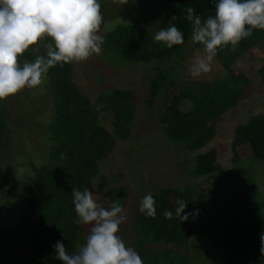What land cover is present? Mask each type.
I'll return each mask as SVG.
<instances>
[{
  "label": "trees",
  "instance_id": "trees-1",
  "mask_svg": "<svg viewBox=\"0 0 264 264\" xmlns=\"http://www.w3.org/2000/svg\"><path fill=\"white\" fill-rule=\"evenodd\" d=\"M155 1L163 16L161 25L167 27L170 18L173 15L177 17L171 23L184 33L183 44L168 49L154 42L155 34L149 29L129 23L105 32L102 48L110 58L128 65L155 63V72L148 79L146 103L153 108L158 97L163 95L165 105L158 117L161 131L167 139L185 146L190 152L200 151L213 138L211 123L220 113L237 108L243 101L248 80L243 74L235 73L230 68L262 44L264 30H253L250 38L241 40L236 51L225 49L218 53L214 60L227 68V75L223 78L212 84L200 83L196 91L185 88L176 91L173 89L175 82L169 80L176 64H171L166 70L163 64L173 61L174 56L191 39V24L186 20L184 10L192 7L197 15L206 18L214 15V4L212 0ZM195 46L202 51L200 45ZM72 71L73 64L67 63L63 67L57 65L47 73L49 92L54 102L48 126L51 136V148L47 150L48 162L37 168L31 166L36 181L25 197L21 209L22 222L0 228V264H61L59 260L53 259V246L57 240L63 241L70 254L77 251V244L85 228L74 223L76 214L72 203V189L90 190L99 176L101 160L110 154L117 142L129 138L127 128L134 112L133 91L108 90L92 104L87 96L76 89L71 80ZM258 73L264 84V65ZM186 102L191 104V109L183 112L182 106ZM6 110L0 101V145L4 147L7 144L4 133L8 129ZM104 111H109L112 115L110 130L99 122L98 114ZM231 146L233 161L237 159V149L241 148L249 151V158L264 163V116L249 121L247 126H236ZM101 147L104 149L103 156L94 157L89 153L90 150L95 151ZM76 155L88 158L87 167L81 170V176L72 173L68 164ZM194 162L193 177L212 179L216 176L218 171L215 167L214 150L197 154ZM67 173L69 176L65 178ZM199 191L198 185L185 184L181 188L151 192L156 200L155 218L146 217L137 209L132 230L137 239L136 251L140 256L141 248L152 249L153 252L152 257H146L145 264H152L151 261L148 263L151 258L153 261L154 258L158 259L160 264H193L186 253L180 255L176 249L179 246L187 248L190 235L213 211V206H208L198 196ZM122 195L123 191L112 195L110 201ZM170 195L174 196L173 203L168 201ZM178 199L187 202L185 212L181 215L194 213V216L183 223L177 218L165 219L163 215L168 210L175 217ZM216 201L222 203V198L217 197ZM224 210L226 213L220 229L210 235L211 244L220 255L218 262L214 264H254L247 257L249 253L260 250V237L264 231L258 203L248 192H235ZM156 245L158 248L154 247Z\"/></svg>",
  "mask_w": 264,
  "mask_h": 264
},
{
  "label": "rangeland",
  "instance_id": "rangeland-1",
  "mask_svg": "<svg viewBox=\"0 0 264 264\" xmlns=\"http://www.w3.org/2000/svg\"><path fill=\"white\" fill-rule=\"evenodd\" d=\"M99 3L103 16L100 29L102 36L105 32L129 23L144 26L153 34L165 27L161 25L163 16L155 0H129L124 6L113 4L112 0H99ZM47 41L44 37L37 45L30 46L24 53L26 56L18 58V64L22 66L25 62L34 61L37 55L46 54ZM34 47H38L39 52H33L31 49ZM179 52L173 61L163 64L165 70L176 64L169 78L175 82L173 89L176 91L183 88L196 91L200 83L212 84L227 75V68L214 60L209 73L194 79L190 74V67L196 56L203 54L202 51L196 49L192 40L188 39ZM72 64L71 80L76 89L87 96L92 104L99 95L108 90L128 89L134 93L133 118L127 128L130 132L129 138L117 142L110 154L101 160L99 176L90 188L96 201L105 207L114 201H110L112 195L124 192L118 199L124 203V212L128 219L120 225L118 235L126 246L136 250L137 239L132 230L140 200L145 194L181 188L185 184L198 185V196L208 206H213V211L190 235L187 248L179 246L176 249L180 255L186 253L193 264L218 262L220 255L213 248L210 235L220 229L226 213L224 209L232 201L235 192H248L255 198L261 211L264 230V163L249 158V151L241 148L237 149V159L234 162L231 146L233 129L236 126H247L249 121L264 116V84L258 76V70L264 65V41L231 66L230 70L243 74L248 80L244 99L237 108L218 115L210 125L213 135L211 142L196 152H190L185 146L170 141L161 131L158 117L165 105L163 95L158 97L153 108L146 103L148 79L155 72V63L128 65L110 58L102 48L100 54H94L84 62ZM2 104L7 109L8 129L4 133L7 144L5 147L0 145V228H6L22 222L21 209L25 197L36 181L31 168L48 162L47 150L51 148L48 126L54 102L49 92L47 75L42 77L41 85L35 89L25 87L14 96L6 98ZM190 109L191 104L188 102L182 106L183 112ZM111 116L109 111L98 114L100 124L108 130ZM210 150L215 151V167L218 171L216 176L212 179L193 177L195 156ZM103 152L101 147L95 151L92 149L89 153L94 157H101ZM61 161L66 163L63 159ZM86 163L88 158L85 155H76L68 164L72 173L81 176V170L87 167ZM39 173L42 175V172ZM68 176L67 173L65 178ZM38 191L39 189L36 190ZM217 197L222 198V203H217ZM168 201L173 203L174 196L170 195ZM83 226L85 229L77 249L86 242L88 226ZM154 247L158 248L157 245ZM151 250L140 249L144 264L146 257H152ZM248 255L247 258L254 264H264L260 250ZM148 261L160 264L155 258L154 261L152 258Z\"/></svg>",
  "mask_w": 264,
  "mask_h": 264
},
{
  "label": "clouds",
  "instance_id": "clouds-1",
  "mask_svg": "<svg viewBox=\"0 0 264 264\" xmlns=\"http://www.w3.org/2000/svg\"><path fill=\"white\" fill-rule=\"evenodd\" d=\"M129 0H112L124 6ZM214 15L202 18L187 7L186 20L191 24V40L202 48L190 67L194 79L212 69L219 52L236 51L253 30H264V0H212ZM154 35V42L171 49L184 43V33L171 21ZM103 16L99 0H0V101L14 96L25 87L35 89L42 77L59 65L84 62L100 54L104 38L100 35ZM44 37L46 54L37 55L32 62L18 64V56L37 45ZM39 52L38 47L31 49ZM147 178V175H146ZM75 224L88 226L85 243L69 253L62 240H57L53 259L61 264H143L140 254L126 246L119 233L120 225L128 219L119 199L108 207L99 204L89 188L72 189ZM175 217L166 210L165 219L186 222L194 213L185 212L187 202L178 199ZM139 213L155 218L156 200L151 193L139 203ZM198 214V213H197ZM260 254L264 257V233L260 237Z\"/></svg>",
  "mask_w": 264,
  "mask_h": 264
}]
</instances>
